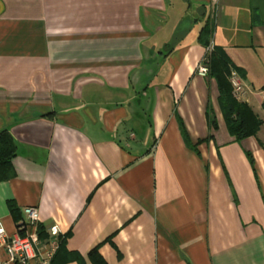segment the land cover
<instances>
[{"label": "crops", "instance_id": "obj_1", "mask_svg": "<svg viewBox=\"0 0 264 264\" xmlns=\"http://www.w3.org/2000/svg\"><path fill=\"white\" fill-rule=\"evenodd\" d=\"M208 19L255 136L197 74ZM263 130L264 0H0V224L37 207L50 264H264Z\"/></svg>", "mask_w": 264, "mask_h": 264}, {"label": "built area", "instance_id": "obj_2", "mask_svg": "<svg viewBox=\"0 0 264 264\" xmlns=\"http://www.w3.org/2000/svg\"><path fill=\"white\" fill-rule=\"evenodd\" d=\"M208 62L206 55L198 65V75L208 76ZM230 83L234 99L244 102L247 89L234 70L230 72ZM22 214V219L17 223V232L12 236H9L0 224V251L6 255V259L0 257V264H50L60 247L62 235L59 228L57 225L50 226L47 229V240L42 244L39 237L37 207L25 206Z\"/></svg>", "mask_w": 264, "mask_h": 264}, {"label": "trees", "instance_id": "obj_3", "mask_svg": "<svg viewBox=\"0 0 264 264\" xmlns=\"http://www.w3.org/2000/svg\"><path fill=\"white\" fill-rule=\"evenodd\" d=\"M212 33L213 22L208 19L200 29L199 40L210 50V53H207L209 56V76L217 82L219 104L228 131L237 140L255 136L263 121L246 103L239 102L232 96V87L228 81L232 65L221 47L211 45ZM212 123L214 126L215 121L212 120ZM14 148L11 136L6 131H0V163L8 161V156L13 153Z\"/></svg>", "mask_w": 264, "mask_h": 264}, {"label": "rangeland", "instance_id": "obj_4", "mask_svg": "<svg viewBox=\"0 0 264 264\" xmlns=\"http://www.w3.org/2000/svg\"><path fill=\"white\" fill-rule=\"evenodd\" d=\"M210 21H211V19H210ZM208 54L210 53V50H209V52H207ZM208 57V59H209V56H207ZM208 65H209V63H208ZM210 71V70H209ZM230 72H231V69H230ZM228 81H229V83H230V74H229V76H228ZM230 85H231V83H230ZM232 87V86H231ZM260 128H261V126H260ZM260 128H259V131H260ZM258 131V132H259ZM257 132V133H258ZM263 132H264V130H263Z\"/></svg>", "mask_w": 264, "mask_h": 264}]
</instances>
